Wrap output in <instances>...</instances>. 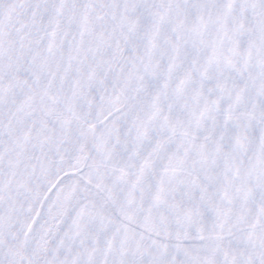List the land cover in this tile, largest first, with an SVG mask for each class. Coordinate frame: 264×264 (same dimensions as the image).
I'll list each match as a JSON object with an SVG mask.
<instances>
[{
    "label": "snow or ice",
    "instance_id": "obj_1",
    "mask_svg": "<svg viewBox=\"0 0 264 264\" xmlns=\"http://www.w3.org/2000/svg\"><path fill=\"white\" fill-rule=\"evenodd\" d=\"M0 264H264V0H0Z\"/></svg>",
    "mask_w": 264,
    "mask_h": 264
}]
</instances>
